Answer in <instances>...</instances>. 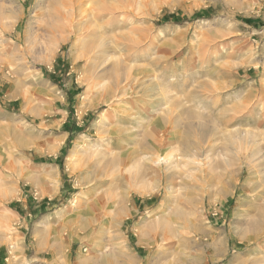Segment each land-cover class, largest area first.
Instances as JSON below:
<instances>
[{
    "label": "rangeland",
    "instance_id": "obj_1",
    "mask_svg": "<svg viewBox=\"0 0 264 264\" xmlns=\"http://www.w3.org/2000/svg\"><path fill=\"white\" fill-rule=\"evenodd\" d=\"M57 1L0 0V264H264V0Z\"/></svg>",
    "mask_w": 264,
    "mask_h": 264
},
{
    "label": "bare ground",
    "instance_id": "obj_2",
    "mask_svg": "<svg viewBox=\"0 0 264 264\" xmlns=\"http://www.w3.org/2000/svg\"><path fill=\"white\" fill-rule=\"evenodd\" d=\"M58 2V1H57ZM68 2L67 1H65V0H63V1H61V2H58V3H53V5H52V8H51V10L46 14V21L44 22V24H45V27H44V29H45V33H50V35L51 36H54V34H56V33H60V32H62L63 30H65V28H70V30H72L73 31V33L75 34V36H76V39H75V41H72L73 39L72 38H67V39H64L63 41H64V43H66V42H70L71 44H72V46L74 47V46H76L77 45V42L79 43L81 40H82V38H80V33L81 32H83L84 31V29H87L86 27H87V20L82 16L81 17V14L80 13H78V11H80V10H77L76 8H75V6H74V8L75 9H73V11H71V9H69L68 11H67V6H68ZM62 7H64V8H62ZM69 7H71V6H69ZM73 7V6H72ZM66 8V9H65ZM74 10H76V12H74ZM69 11H71V12H69ZM43 17V16H42ZM86 17V16H85ZM44 18V19H45ZM111 22V21H110ZM42 24V23H41ZM112 24V23H111ZM42 26V25H41ZM41 28V27H40ZM87 32V31H86ZM95 32V31H94ZM78 34V35H77ZM87 35V34H86ZM147 35V34H146ZM89 36V35H88ZM124 37V36H123ZM86 38H87V36H86ZM84 39V38H83ZM98 42V41H97ZM96 43V42H95ZM108 43V42H107ZM80 45V44H79ZM78 45V46H79ZM83 45V44H82ZM106 45V44H105ZM137 46V45H136ZM96 48V47H95ZM76 49H78L77 48V46H76ZM103 49V48H102ZM105 50V49H104ZM97 52H98V49H97ZM97 54V53H96ZM103 55V54H102ZM113 56V55H112ZM105 57H107V56H105ZM109 57V56H108ZM105 59V58H104ZM109 59V58H108ZM127 60H128V58L126 57V56H124V55H121V57H120V60H118L117 61V63H115L114 64V67L112 68V73H115L116 75V79H117V83H116V86H117V89L116 90H118L119 89V86L122 84V82H129V80L131 79V78H134V77H137V76H139L142 72H140V73H135V70L134 71H131V69H129L128 71H126V72H124L123 74H125V79H123L122 78V76H121V74H120V72H123V71H121V66L123 65L124 66V64L123 63H125V62H127ZM143 60V59H142ZM166 61V60H165ZM164 61V62H165ZM167 62V61H166ZM161 64H164V63H161ZM160 64V65H161ZM122 66V69L124 70V68H126V67H123ZM163 68H161L162 69V71H164V70H168L169 68H171V69H175V67H174V65H170V66H168V64L166 63L164 66L163 65H161ZM160 66V67H161ZM147 68H149V67H147ZM135 69V68H134ZM161 69H159V70H161ZM146 70V69H145ZM156 70V69H155ZM125 71V70H124ZM175 71H177L176 69H175ZM157 72V71H156ZM155 72V73H156ZM168 72V71H167ZM174 72V71H173ZM173 72H171L170 73V75L173 73ZM165 73V72H164ZM107 74V72L106 73H104L103 75H106ZM160 74V73H159ZM149 75V74H148ZM175 75V74H174ZM174 75H172V77H171V80L169 79V81L167 80H164V78H163V80H162V78L160 77V78H158V76H157V78H154V79H156V81H158V82H156V81H153V82H151L150 81V84H148V86L144 89V91H147L146 93L144 92V95L146 96V97H148V98H154V97H158V98H161V100L162 101H164V99L165 98H168V97H165V98H162V96H164L165 95V93H167L166 91H165V89L163 88V86H164V82H165V84H168L169 86V88L170 89H173L174 90V88H176L177 87V85L179 84V82H177V79H176V77L174 76ZM164 76V75H163ZM124 80V81H123ZM133 80V79H132ZM183 81V80H182ZM184 82V81H183ZM182 82V83H183ZM184 85H185V82L183 83ZM182 84V85H183ZM209 84V83H208ZM137 85V84H136ZM141 87H143L144 86V82L142 83V84H139ZM138 85V86H139ZM183 85V86H184ZM211 85H213V84H211ZM196 86V85H195ZM198 86V85H197ZM206 86V85H205ZM216 86V85H215ZM209 87H211L210 89H208L207 90V87H205L206 88V90L207 91H209V92H212V93H214V92H216L217 90H215L214 89V87H212V86H209ZM178 88V87H177ZM169 89V90H170ZM123 90V89H122ZM179 90V89H178ZM190 90H192V89H190ZM128 91V90H127ZM175 91H177V89L175 90ZM199 91V90H198ZM206 91V92H207ZM124 92V91H123ZM134 92V91H133ZM171 92V91H170ZM194 92V94L196 93V91H193ZM192 92V93H193ZM191 93V92H190ZM211 93V94H212ZM171 94V93H170ZM194 94H192V95H194ZM198 94V93H197ZM201 94V93H200ZM199 94V95H200ZM215 94V93H214ZM191 95V94H190ZM196 95V94H195ZM195 95H194V97H195ZM219 95V94H218ZM188 96V95H187ZM213 96V95H212ZM215 96V95H214ZM171 97V96H170ZM169 97V98H170ZM189 97H192V98H194L193 96H189ZM175 98H177L176 96H175ZM181 98V97H180ZM191 98V99H192ZM171 99V98H170ZM186 99V98H185ZM175 100V99H174ZM150 101V100H149ZM157 101V100H156ZM169 101V100H168ZM180 101V100H179ZM178 101V105L180 106V102H184L183 100L182 101H180L179 102ZM186 101H187V99H186ZM185 101V102H186ZM167 102V101H166ZM171 102V101H170ZM188 102V101H187ZM175 103V102H174ZM188 103H191V102H188ZM166 104V103H165ZM186 104V103H185ZM260 104V103H259ZM173 105V104H172ZM177 105V106H178ZM216 107H217V105H215ZM215 106H213L212 108H211V111H210V114H211V116H213V117H210V118H208V119H212V120H217V117H216V115H215V113H214V111H215V109H216V107ZM168 107V106H167ZM184 107H186V105L184 106ZM254 107V106H253ZM172 109H173V107H172ZM171 109V110H172ZM177 110V109H176ZM191 110V109H190ZM149 111H151V110H149ZM173 111V110H172ZM187 111V110H186ZM207 111V110H206ZM148 112V111H147ZM169 112H170V110H169ZM189 112V114H191L190 112L191 111H188ZM193 112V111H192ZM224 112V111H223ZM184 113V112H183ZM204 113V112H203ZM225 113V112H224ZM176 115H177V113H176ZM181 115V114H180ZM179 115V113H178V116H180ZM221 115V114H220ZM225 115V114H224ZM224 115H222V116H224ZM178 116H176V118L173 120L172 119V121L170 120V123L168 124V125H166V126H164V125H161L160 124V121L159 120H157L156 122H153V125H154V127L151 129V133L150 134H153L154 133V135L151 137V138H153V140H152V143H151V149L153 148V149H156L157 151H159L160 150V148L163 146V143H164V139H163V137L169 132H171V133H176V132H178L177 131V129L179 128V122H180V117H178ZM155 117V116H154ZM174 117V116H173ZM220 117V116H219ZM218 117V118H219ZM223 118V117H222ZM221 118V119H222ZM202 119H205V117L203 116L202 117ZM224 119V118H223ZM185 120V119H184ZM206 120V119H205ZM169 121V120H168ZM219 121V120H218ZM223 121V120H222ZM202 122V124L203 125H205V126H208L207 125V123L206 122H204V121H201ZM140 123V122H139ZM192 124V123H191ZM223 125H225V123H223ZM157 130V131H154V130ZM162 130V131H161ZM170 130V131H169ZM149 134V136H151ZM264 147V146H263ZM252 150V149H251ZM253 159L254 160H258V159H261V158H263V155H262V153L261 152H263V148L261 147V146H257L255 149H253ZM248 155V154H247ZM173 156L174 155H172V154H170V155H168V156H164V157H162V156H159V157H157V160L155 161V163L158 165V167L159 168H162L163 166H162V164H168L171 160H172V158H173ZM245 157V156H244ZM155 159V158H154ZM154 159H150V160H154ZM154 163V164H155ZM153 164V165H154ZM155 164V165H156ZM260 180V179H259Z\"/></svg>",
    "mask_w": 264,
    "mask_h": 264
}]
</instances>
